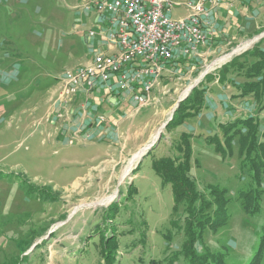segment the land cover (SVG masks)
Listing matches in <instances>:
<instances>
[{
  "label": "rangeland",
  "instance_id": "obj_1",
  "mask_svg": "<svg viewBox=\"0 0 264 264\" xmlns=\"http://www.w3.org/2000/svg\"><path fill=\"white\" fill-rule=\"evenodd\" d=\"M68 1L71 0L31 3V8L41 4L48 10L45 19L49 20H40L39 30L47 29L46 34L55 35L52 40L41 42L43 48L49 43L56 49L63 36L60 32L73 28L75 16ZM8 15L9 12L0 14V26L3 24L4 29ZM182 15V9H175L171 16L176 19ZM27 28L25 23L22 29ZM263 34L264 28L232 43L224 54L201 64L188 82L176 86L173 107L152 120L150 139L171 116L182 119L177 115L178 109L173 113L174 107L196 80L205 73L217 72L223 64L252 49L264 38ZM202 48L188 57H199ZM69 53L63 51L58 58L54 70L58 74L81 65L71 62L74 53ZM43 117H24L22 124L16 118L0 121V264H250L257 257L256 264H264L263 197L260 203L252 205V210L236 204L229 205L227 210H207L211 221L201 233L198 219L202 220V216L198 214V221L188 224L191 218L186 207L176 205L170 186L153 169L155 160L181 144L183 127L174 124L178 119L170 129H163L159 143L147 151L127 177L122 179V174L133 155L118 167L119 180L106 186V182L93 176L83 179L90 167L89 148L79 139L64 145L56 136H50L43 125L46 115ZM53 117L47 115L50 120ZM234 145H227L229 152H239V146ZM220 158L216 168L229 169ZM240 158L237 153L229 156L234 165ZM209 179L205 177L201 185ZM84 189L87 191L83 192ZM109 192L116 194L114 200L105 206L96 205L106 202L112 195H99ZM82 204L89 206L75 212Z\"/></svg>",
  "mask_w": 264,
  "mask_h": 264
},
{
  "label": "crops",
  "instance_id": "obj_2",
  "mask_svg": "<svg viewBox=\"0 0 264 264\" xmlns=\"http://www.w3.org/2000/svg\"><path fill=\"white\" fill-rule=\"evenodd\" d=\"M96 1L98 0L68 1V8L75 16V24L73 28L68 29L69 31L60 32L63 36L55 49L49 43L46 48L42 47L44 41L55 37L46 34L47 29L39 30V21L49 20L45 19L48 10L43 5L31 8L33 0H0V14L7 12L10 14L7 16L9 20L6 21L5 29L3 24L0 26V121L16 118L22 124L24 117L39 118L46 115L44 129L50 136H56L64 145L70 144V140L79 133L80 138L77 137L75 140L82 141V145L91 151L87 158L90 167L83 179L93 176L100 182H106L107 186L119 180L118 167L127 162L125 159L151 142L152 132L148 133V130L152 120L158 113H166L173 107L171 102L173 93L178 91L176 86L189 81L192 74L198 73L201 64L216 55L224 54L232 43L250 35L254 36L264 28V0H223L219 7L212 9L209 17L212 24L211 35L201 49V54L199 57L177 55L170 62L154 89L153 96L157 98V102L153 105L138 107L132 96L124 92L113 95L100 92L88 98H77L72 106L65 109L62 118L58 117L61 109L57 108V116L50 120L47 115L58 97L61 87L60 74L68 70L63 69L59 74L54 71L63 51L68 53L73 51L74 56L71 55L70 61L77 65L89 63L93 55L99 51L117 53V49L106 41L107 24L104 17L99 13L85 10V6ZM175 1L185 3L188 0ZM177 9L184 11V15L180 17L187 15L184 8ZM25 12L29 15L23 16ZM25 23L28 24L27 30L22 29ZM92 32L94 36L91 35ZM48 56L51 59H48ZM210 73L215 80L205 84L203 109L185 118L179 127H183L181 134L187 133L192 136L190 174L196 180L200 192L207 195L213 188H226L231 196L237 197L239 191L248 183L249 177L247 171L242 172V158L236 165L229 159L226 143L228 126L236 121L252 119L259 121L264 132V110H259V104L253 97H241L236 86L221 84L216 70ZM205 77L206 75L201 76L192 86L199 81L202 83ZM50 78H53V81H50ZM238 82L241 83V80ZM148 99L150 100V96ZM100 116L105 117V122L99 120ZM240 129L242 128L237 126L229 134H234ZM243 132H246V129H243ZM233 142L234 146H239L238 139ZM179 148L180 144L164 157L175 155ZM236 153L241 156L240 152L234 150L231 156L234 157ZM181 156L178 153L177 158ZM219 156L220 161L229 169L216 168ZM161 158L163 157L159 159ZM140 166L141 164L135 172ZM210 170H214L217 175ZM205 177L210 179L205 185H201ZM105 185L101 183L102 187ZM262 187L264 191V180ZM110 195L112 192L99 196L106 198ZM262 197L264 199V193Z\"/></svg>",
  "mask_w": 264,
  "mask_h": 264
},
{
  "label": "built area",
  "instance_id": "obj_3",
  "mask_svg": "<svg viewBox=\"0 0 264 264\" xmlns=\"http://www.w3.org/2000/svg\"><path fill=\"white\" fill-rule=\"evenodd\" d=\"M222 3L223 0H98L85 6V10H98L104 17L106 41L117 53L112 54V60L101 61V54L106 52H100V58L81 72L61 74L58 97L48 117L61 109L57 115L62 118L77 98L100 92H124L138 107L153 105L157 102L153 92L162 73L177 55L188 57L206 45L211 35V10ZM180 7L187 15L173 18L172 12ZM123 16H130L131 25L123 24ZM131 33H138L140 42H132ZM142 95H150V102H142ZM99 120L106 119L100 116ZM79 136L76 133L70 144Z\"/></svg>",
  "mask_w": 264,
  "mask_h": 264
},
{
  "label": "trees",
  "instance_id": "obj_4",
  "mask_svg": "<svg viewBox=\"0 0 264 264\" xmlns=\"http://www.w3.org/2000/svg\"><path fill=\"white\" fill-rule=\"evenodd\" d=\"M217 75L221 84L236 86L241 97H253L259 104V110H264V38L252 49L225 64L217 71ZM239 79L241 83L238 82ZM213 80L215 77L212 74L206 75L204 81L180 103L177 115H181L182 119L174 117V120L167 125V129H170L176 119L178 120L174 124L179 126L183 123V119L197 114L203 109L206 95L205 84ZM237 126L242 129L234 134H229ZM243 129H246V132H243ZM227 134L226 143L228 144H233V141L238 139L242 172L247 171V177H249L248 183L239 191L237 197L231 196L226 188H213L207 195L200 192L196 180L190 174L192 156L190 144L192 136L190 134L183 133L181 135V144L176 152L177 155L163 157L153 162L156 174L162 178L165 185L171 186L176 205H184L185 210L189 212L191 219L189 218L188 224L199 220L198 224L202 228L201 233L204 231L205 224L211 221V218L208 217L210 213L207 210H227L228 206L232 204L250 210L253 204L261 202L264 193L262 187L264 180V132H262L259 121L252 119L236 121L228 126ZM178 153L182 155L179 158H177ZM229 154L232 155V150ZM254 209L257 210L258 207ZM198 214L202 216V220L196 219ZM194 241L193 238L192 242ZM257 258L250 264H256Z\"/></svg>",
  "mask_w": 264,
  "mask_h": 264
},
{
  "label": "bare ground",
  "instance_id": "obj_5",
  "mask_svg": "<svg viewBox=\"0 0 264 264\" xmlns=\"http://www.w3.org/2000/svg\"><path fill=\"white\" fill-rule=\"evenodd\" d=\"M185 3H187V2H185ZM92 11L93 12H96V13H99L98 10H91V12ZM123 24L124 25H131V18H130V16H123ZM131 41L132 42H140V35H138V33H131ZM96 58H100V51L99 52H96L93 55V57H92V59L90 60L89 63L80 65L76 69L68 70L64 74L81 72L86 67H89L92 63H95L96 62ZM227 58H228V56L222 58L219 62H223ZM109 60H112V54H109V53H102L101 54V61H109ZM189 91H190V89L186 90L183 97H185L189 93ZM149 96L150 95H142V102H150V100L148 99ZM159 132H160V130L154 135V137H153V139L151 140L150 143L146 144L135 155H133V157L130 159L128 165L125 168V171H124V174H123V178L122 179H124L125 177H127L130 174L131 170L142 159V157L147 153V151L150 149L151 145L154 142L157 141ZM115 196H116V194L112 195L109 199H107L106 202H97L96 205L105 206V205L109 204V202H112L114 200ZM92 205H95V204H92ZM85 206H89V205L88 204H82V205L77 206L74 210H75V212H77V210H80L82 207H85Z\"/></svg>",
  "mask_w": 264,
  "mask_h": 264
},
{
  "label": "water",
  "instance_id": "obj_6",
  "mask_svg": "<svg viewBox=\"0 0 264 264\" xmlns=\"http://www.w3.org/2000/svg\"><path fill=\"white\" fill-rule=\"evenodd\" d=\"M262 36H264V34H263ZM262 36H261V37H262ZM205 75H207V73H205L204 76H205ZM204 76H203V77H204ZM199 83H200V81H199L198 83H196L194 86H192L191 89H190V92L187 94V96L184 97V98H181V99L178 101L176 107H175L174 110H173V113L176 112V110L179 108L180 103H181L182 101H184V100L190 95V93L192 92V90H193L195 87H197ZM172 119H173V116H171V117L169 118V120L165 123V125L162 127V129L160 130V132H159V134H158L157 141L154 142V143L151 145V147H150L149 150H151L153 147H155V146L159 143V141H160L161 138H162L163 129H165V128L167 127V125L172 121ZM144 156H145V155H144Z\"/></svg>",
  "mask_w": 264,
  "mask_h": 264
}]
</instances>
